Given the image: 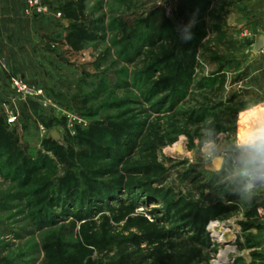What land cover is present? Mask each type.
<instances>
[{
	"label": "rangeland",
	"instance_id": "rangeland-1",
	"mask_svg": "<svg viewBox=\"0 0 264 264\" xmlns=\"http://www.w3.org/2000/svg\"><path fill=\"white\" fill-rule=\"evenodd\" d=\"M70 1L73 0H47L38 10L27 8L21 1L28 20L27 42L34 47L12 49L11 54L16 56L12 55L6 68L0 64V116L16 133L26 154L40 153L51 159L56 174L49 190H56L68 173L78 176L88 171L87 165L80 162L79 149L68 138L76 126L85 128L99 120L147 128L157 117L169 115L161 113L163 110L175 106L174 111H183L192 87L208 83L207 78L221 63H225L227 73L225 99L253 88L263 89V68L251 52L261 30L254 27L242 32L228 25L234 20L231 13H235L240 0L214 2V13L206 18L207 29L210 32L215 26L223 33L216 40L215 33L208 34L201 43L207 53L197 56L201 70L193 76L182 101L172 95L170 87L162 88L154 98L141 95L164 78L149 69L151 50L167 46L165 38L174 32L181 36V31L172 27L174 0H86L89 22L84 26L91 27L103 19V40L79 52L71 51L63 40L71 21L64 17L62 9ZM205 42H209L208 47ZM211 52L223 61L210 63ZM170 64L171 77L176 62L172 60ZM164 66L167 64L161 63ZM254 75L261 78L262 86H257ZM177 81L176 78L168 84ZM169 97L174 105L166 104ZM242 100L232 102L225 110L238 112L243 105L255 103L250 100L245 104ZM173 137L172 143L156 151L162 171L155 169L147 174V180L156 182L151 189L160 191L159 197L136 190L134 194L115 193V201L97 202L90 208L62 203L61 207L44 210L48 220L36 224L30 216L34 211L21 196L22 191L0 177V264H119L120 257L135 251L137 244L141 256L149 253L156 243L153 239L160 235L174 240L190 236L187 225L173 222L170 205L178 196L200 206L234 200L233 194L228 200V168L220 167L231 135L224 128L216 136L200 131L192 139L184 134ZM93 176L88 171L87 177ZM165 194L168 199H163ZM48 196L49 192H44L38 199ZM260 203L254 213L258 218L263 217L264 201ZM241 214L244 216L245 210ZM238 216L223 219L220 225L208 224L209 247L203 251L208 264H222L234 256L232 247L237 246L223 241L235 230L240 232L235 225ZM220 233L226 237H215Z\"/></svg>",
	"mask_w": 264,
	"mask_h": 264
},
{
	"label": "trees",
	"instance_id": "trees-1",
	"mask_svg": "<svg viewBox=\"0 0 264 264\" xmlns=\"http://www.w3.org/2000/svg\"><path fill=\"white\" fill-rule=\"evenodd\" d=\"M85 1H70L62 9L64 17L71 21L63 40L65 46L73 52H79L88 44L103 40L100 35L103 31V19L97 20L91 27L84 26L89 22ZM215 1L217 0H174L175 25L171 26L174 31L180 32L183 26L194 21L190 28L192 38L183 40L174 32L165 38L167 46L161 45L151 50L148 58L149 69L156 70L164 78L150 91L142 93V96L154 98L162 88L170 87V92L179 101L185 98L193 76L197 70H201L202 64L197 56L207 53L201 43L207 40L208 34L215 33L216 40L223 33L219 27L212 26L210 32L207 29L206 18L213 11ZM118 26L123 27L122 24ZM208 44L209 42H205V47ZM211 56L210 63L223 61L214 52H211ZM172 60L176 62V66L173 76L170 77L168 68ZM161 63H166L167 67H161ZM224 69L225 63L218 64L215 72L207 78L208 83L192 87L189 92L190 100L183 104V111H174L175 106L167 111L163 110L161 113L169 115L164 118L157 117L147 128L133 123L99 120L90 122L85 128L76 126L74 134L68 138L79 149L80 162L86 164V169L94 176L87 177V170L79 172L78 176L68 173L56 190H49L56 174L51 159L40 153L36 156L26 154L21 149L16 133L9 128L4 117L0 116V177L15 183L22 191L21 196L27 200L29 209L34 211L30 216L36 224L48 220L49 215L44 210L55 205L61 207L62 203L70 207L77 205L80 208H90L97 202L107 204V201L113 200L115 193L124 191L134 194L136 190L159 197L160 191L151 189V185L156 182L147 180L150 177L148 173L163 169L158 163L157 149L172 143L175 135L184 134L192 139L200 131H206L216 136L224 131L223 120L237 113L231 109L225 110L235 97L224 98L227 80ZM176 78L182 82L168 84ZM166 102L175 104L171 97ZM44 192H49V196L38 199ZM163 199H168L166 194ZM170 209L173 222L187 225L192 234L186 238L177 237L175 240L167 235H160L153 239V243H156L147 255H138L141 250L137 244L135 251L120 257L119 264H208V257L203 255V251L209 247L206 229L208 224L240 212L236 204H224L216 200L212 204L200 206L182 196L172 201ZM251 227L253 226L243 225V231ZM237 247L242 248L240 244ZM255 258L252 255V259ZM251 264H255L254 261Z\"/></svg>",
	"mask_w": 264,
	"mask_h": 264
},
{
	"label": "crops",
	"instance_id": "crops-1",
	"mask_svg": "<svg viewBox=\"0 0 264 264\" xmlns=\"http://www.w3.org/2000/svg\"><path fill=\"white\" fill-rule=\"evenodd\" d=\"M235 9V13H231L234 20L228 23L233 30L241 29L242 32H249L255 27L259 28L264 35V0H240L239 6ZM27 25L25 6L20 0H0V64H3L5 68L12 55L16 56V53L11 54L12 49L18 51L27 45L34 47V44L27 42ZM254 57L263 68L261 74L263 89L253 88L234 95L233 102L243 99L245 104L250 100L255 103L251 106L243 105L242 110L222 122L223 127L229 130V135H231L224 149L226 158L222 159L220 165L224 170L228 168L226 174L229 189L227 192L230 194L228 200L232 194L234 195V200L227 203L236 204L240 212L245 210L246 213L243 216L239 212V216L235 219L236 224H234L239 226L240 232L235 230L223 241L227 245L240 244L242 248L232 247L235 251L234 256L223 261L222 264H251L253 261L255 264H263L264 203L263 217L258 218L254 216V213L260 208V202L264 201V151L247 143V139L251 132L264 124V53L254 55ZM257 76H255L258 81L257 86H262L261 78ZM214 223L220 225L221 221ZM243 225L253 227L243 231ZM214 228L219 229L220 227L215 226ZM226 231L230 232V228ZM219 235H221L220 238L226 237L225 233H220L215 237ZM252 255L256 258L252 259Z\"/></svg>",
	"mask_w": 264,
	"mask_h": 264
},
{
	"label": "clouds",
	"instance_id": "clouds-1",
	"mask_svg": "<svg viewBox=\"0 0 264 264\" xmlns=\"http://www.w3.org/2000/svg\"><path fill=\"white\" fill-rule=\"evenodd\" d=\"M193 24L194 21H190L188 25H185L183 26V28L180 29L181 39L188 40L192 38L190 28ZM247 143L261 151H264V124L256 128L253 132L249 134Z\"/></svg>",
	"mask_w": 264,
	"mask_h": 264
},
{
	"label": "built area",
	"instance_id": "built-area-1",
	"mask_svg": "<svg viewBox=\"0 0 264 264\" xmlns=\"http://www.w3.org/2000/svg\"><path fill=\"white\" fill-rule=\"evenodd\" d=\"M22 2H24V4L27 6V8H34V9H40L42 7V5L47 1V0H21ZM262 53H264V47L261 51Z\"/></svg>",
	"mask_w": 264,
	"mask_h": 264
},
{
	"label": "water",
	"instance_id": "water-1",
	"mask_svg": "<svg viewBox=\"0 0 264 264\" xmlns=\"http://www.w3.org/2000/svg\"><path fill=\"white\" fill-rule=\"evenodd\" d=\"M263 47H264V35L261 34L252 47V51H251L252 54L257 55L262 51Z\"/></svg>",
	"mask_w": 264,
	"mask_h": 264
},
{
	"label": "bare ground",
	"instance_id": "bare-ground-1",
	"mask_svg": "<svg viewBox=\"0 0 264 264\" xmlns=\"http://www.w3.org/2000/svg\"><path fill=\"white\" fill-rule=\"evenodd\" d=\"M214 234V233H213Z\"/></svg>",
	"mask_w": 264,
	"mask_h": 264
}]
</instances>
